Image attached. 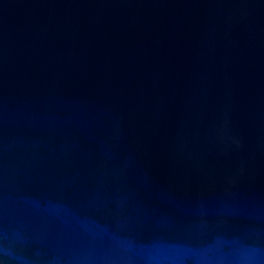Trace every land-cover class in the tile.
<instances>
[{"label": "water", "instance_id": "1", "mask_svg": "<svg viewBox=\"0 0 264 264\" xmlns=\"http://www.w3.org/2000/svg\"><path fill=\"white\" fill-rule=\"evenodd\" d=\"M0 264H264V0H0Z\"/></svg>", "mask_w": 264, "mask_h": 264}]
</instances>
